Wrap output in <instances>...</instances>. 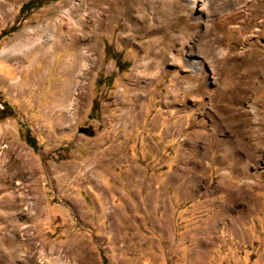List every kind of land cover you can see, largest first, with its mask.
Segmentation results:
<instances>
[{"label":"rangeland","instance_id":"1","mask_svg":"<svg viewBox=\"0 0 264 264\" xmlns=\"http://www.w3.org/2000/svg\"><path fill=\"white\" fill-rule=\"evenodd\" d=\"M68 1L0 15V264H264V0H119L77 84L9 54Z\"/></svg>","mask_w":264,"mask_h":264},{"label":"bare ground","instance_id":"2","mask_svg":"<svg viewBox=\"0 0 264 264\" xmlns=\"http://www.w3.org/2000/svg\"><path fill=\"white\" fill-rule=\"evenodd\" d=\"M8 1L10 0H0V15L3 16L4 19L11 11L9 9L10 5L7 3ZM99 1L107 7H98V11H92L93 13L88 15L78 13V11L82 10L79 9L80 4L72 6L70 1L66 2V6H68L67 10H54L50 12L49 17L42 23L40 22V24H36L35 27L33 26L34 28L26 29L21 35L16 36L9 48V54L12 56V60L23 62L26 58H33V63L36 64L37 62H41L46 67L58 51H64L66 49L74 50V55L68 60L69 64L65 62L60 70L64 75H70L72 79L74 78L73 82L75 81L76 84L79 83L82 75L85 74V63L93 60V56L96 55L95 50H97V48L95 44L96 41L94 42V40L98 36L106 20L105 13L119 2V0ZM99 1H92V5L101 4ZM135 2H137V0H135ZM87 4L91 7V4ZM134 4L135 3H133V6ZM4 52L6 54L8 53L7 50H4ZM65 91H67V89Z\"/></svg>","mask_w":264,"mask_h":264},{"label":"water","instance_id":"3","mask_svg":"<svg viewBox=\"0 0 264 264\" xmlns=\"http://www.w3.org/2000/svg\"><path fill=\"white\" fill-rule=\"evenodd\" d=\"M80 131H81V132H86V131H85V130H83V129H80Z\"/></svg>","mask_w":264,"mask_h":264},{"label":"trees","instance_id":"4","mask_svg":"<svg viewBox=\"0 0 264 264\" xmlns=\"http://www.w3.org/2000/svg\"><path fill=\"white\" fill-rule=\"evenodd\" d=\"M119 57H117V61H118ZM32 143V142H31Z\"/></svg>","mask_w":264,"mask_h":264}]
</instances>
